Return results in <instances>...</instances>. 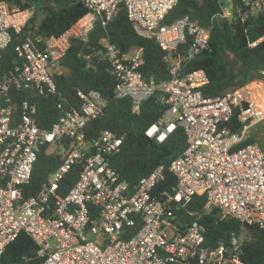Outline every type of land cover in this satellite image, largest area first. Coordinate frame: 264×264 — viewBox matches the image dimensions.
<instances>
[{
	"label": "built area",
	"instance_id": "2783aa9c",
	"mask_svg": "<svg viewBox=\"0 0 264 264\" xmlns=\"http://www.w3.org/2000/svg\"><path fill=\"white\" fill-rule=\"evenodd\" d=\"M77 1L86 13L58 35L35 34L33 26L15 47L21 64L0 78V259L25 233L36 246L38 264H244L241 236L208 246L205 227L194 220L181 230L175 212L194 196H204L205 210L215 208L222 218L264 230V151L258 142L243 145L250 129L264 120V110L248 84L204 98L205 72L186 71V64L208 48L217 21L245 22L264 12V0H239L236 5L230 0V7L220 5L206 24L184 16L169 25L164 20L179 0ZM121 7L136 35L153 40L164 52L169 79L158 87L141 72L140 48L123 52L107 36L96 47L88 44L97 23L104 29ZM34 13V5L11 8L0 0V50L12 34L22 33ZM73 41L81 44L78 56L90 68L93 55L104 63L117 80L114 98H128L132 113L159 91L157 100L165 110L144 129V136L160 144L180 128L186 139L184 150L168 166L176 181L170 190H158L163 165L132 189L118 178L109 164L122 145L115 132L103 129L87 139L88 124L105 108L96 90H77L78 108L64 110L49 130L38 127L36 106L29 101L15 115L12 88L35 89L42 96L58 93L53 74L61 73L60 61ZM262 76L258 82L264 85V72ZM233 121L240 123L239 132H232ZM43 148L60 165L35 195L25 196ZM74 167L77 179L63 195L61 182Z\"/></svg>",
	"mask_w": 264,
	"mask_h": 264
},
{
	"label": "trees",
	"instance_id": "16d2710c",
	"mask_svg": "<svg viewBox=\"0 0 264 264\" xmlns=\"http://www.w3.org/2000/svg\"><path fill=\"white\" fill-rule=\"evenodd\" d=\"M12 7L35 6V13L19 35L12 34L8 46L0 50V78L7 76L17 65L21 64L15 47L25 38L33 26L35 34L41 36L58 35L69 28L86 13V8L77 0H1ZM239 0H232L236 5ZM220 10L218 0H179L167 14L164 24L189 16L200 24H206L210 17ZM107 36L123 52L131 48H140L144 65L141 72L145 79H152L158 86L169 79L168 63L164 52L150 39L141 38L133 30L121 7L112 20L103 29L98 23L90 34L89 45L98 46L99 39ZM264 37V12L251 16L245 22L228 20L217 21L210 34L208 48L195 55L186 64V71L203 70L207 83L200 88L204 98H214L226 92L245 87L252 81L262 80L264 72V38L250 48L249 43ZM187 45L182 47L186 50ZM81 44L73 41L65 56L60 61L61 73L53 74L58 93L42 96L35 89L21 90L12 88L9 92L11 101L16 105L15 115L19 113L20 104L29 101L37 109V125L49 130L64 110L78 108L80 101L76 91L96 90L105 102L103 113L90 121L86 128L87 139L94 138L100 130L115 132L121 139L120 151L109 159L110 166L117 172L118 178L125 181L132 189L138 181L148 175L154 168L163 165L164 179L158 183V190H170L175 186V179L168 172V166L177 158L186 146L183 130L178 128L163 143L147 139L143 131L154 123L164 112L158 100L159 91L144 100L138 113H132L128 98H114L117 80L105 71L104 63L98 61L97 55L91 57V64L78 56ZM84 51L90 49L84 47ZM262 84L261 82H256ZM61 103V108H58ZM232 132L241 130L240 123L233 121ZM257 142L248 136L245 144ZM260 145V144H259ZM261 146V145H260ZM60 165L57 156L48 154L43 148L34 164L29 185L24 187V195H35L49 173ZM78 176V168L67 172L61 182L60 193L65 195ZM205 197L194 196L190 203L176 210V216L183 230L186 225L196 220L206 229L205 244L217 246L227 242L233 234L243 235L240 257L244 264H262L264 259V230L257 226H242L235 219L222 218L215 208L205 210ZM1 264H38L36 246L25 234L20 233L5 250Z\"/></svg>",
	"mask_w": 264,
	"mask_h": 264
},
{
	"label": "rangeland",
	"instance_id": "374dc122",
	"mask_svg": "<svg viewBox=\"0 0 264 264\" xmlns=\"http://www.w3.org/2000/svg\"><path fill=\"white\" fill-rule=\"evenodd\" d=\"M218 2L220 3V5L223 7V8H228L230 7L231 5V1L230 0H218ZM256 81H260V80H256ZM253 82V81H252ZM251 82V83H252ZM258 83H256L257 85ZM263 86V84H260ZM253 86V85H252ZM261 88V87H260ZM255 91V90H254ZM256 97L258 96L262 103H264V91H256ZM258 98V99H259ZM259 99V100H260ZM249 135L250 136H253L255 138V140H257V142L261 145V148L262 150L264 151V120L256 125H254L251 129H250V132H249ZM241 237L243 238V235H241Z\"/></svg>",
	"mask_w": 264,
	"mask_h": 264
},
{
	"label": "crops",
	"instance_id": "0c3cea01",
	"mask_svg": "<svg viewBox=\"0 0 264 264\" xmlns=\"http://www.w3.org/2000/svg\"><path fill=\"white\" fill-rule=\"evenodd\" d=\"M256 82H258V81H253L252 83H249L248 85H249V86H250V85H251V86L253 85V86H252V89L255 90V93H256V91H258V92H260V91H262V90L264 91V85H263V86L260 85V84H257V85H256ZM260 87H261V88H260ZM255 95H256V94H255ZM258 98H259V97L257 96L256 99H257V101L259 102ZM263 99H264V98H263Z\"/></svg>",
	"mask_w": 264,
	"mask_h": 264
},
{
	"label": "bare ground",
	"instance_id": "6f19581e",
	"mask_svg": "<svg viewBox=\"0 0 264 264\" xmlns=\"http://www.w3.org/2000/svg\"><path fill=\"white\" fill-rule=\"evenodd\" d=\"M259 99H260V98H259ZM259 99H258V100H259ZM263 100H264V99H263ZM259 105H260L261 109L264 110V103H262L261 99L259 100Z\"/></svg>",
	"mask_w": 264,
	"mask_h": 264
}]
</instances>
